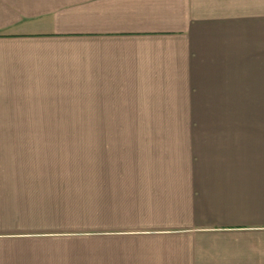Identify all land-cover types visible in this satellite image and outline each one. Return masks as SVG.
<instances>
[{"label": "crops", "instance_id": "obj_1", "mask_svg": "<svg viewBox=\"0 0 264 264\" xmlns=\"http://www.w3.org/2000/svg\"><path fill=\"white\" fill-rule=\"evenodd\" d=\"M250 93L264 0H0V264H65L54 245L87 198L145 201V264H264V144L247 148L245 120L87 117ZM38 127H145V146L95 141L130 156L87 183L85 136Z\"/></svg>", "mask_w": 264, "mask_h": 264}, {"label": "rangeland", "instance_id": "obj_2", "mask_svg": "<svg viewBox=\"0 0 264 264\" xmlns=\"http://www.w3.org/2000/svg\"><path fill=\"white\" fill-rule=\"evenodd\" d=\"M247 90L260 91L263 89L247 88ZM226 97L225 95L212 96L213 102L207 104L206 110L164 111L157 114L145 110H116L95 112L94 116L92 114L87 117L129 119L185 117L245 120L247 148L251 149V141L264 144L262 136L264 135V94L230 95L227 97L229 103L226 101ZM220 98L225 100H220ZM119 107H123V105H119ZM226 107L229 109H225ZM228 128L230 129V127ZM29 129H31L29 133L39 135H84L87 183L92 181V174L89 172L95 170L93 166L95 162L97 164L99 157L103 160H110L114 165L124 166L130 156L128 151L118 148L110 155L106 154L104 150L103 153H99L94 149V146H99L98 143L95 145V141L101 140L108 144L132 146L134 148L132 150L145 146V136L142 137L145 135V127H38ZM213 129H222V127L216 126ZM128 135L137 136L129 137ZM126 140H128L127 144L124 142ZM96 209H99L98 212H95ZM77 218L79 222L71 223L68 242L66 244L65 241L63 243L55 242L54 245L56 249L63 252V255L68 253L63 256L65 264H145V201H109L103 203L100 208L94 206L93 198H87L85 214L73 217L76 220ZM60 262L61 259H58L57 263Z\"/></svg>", "mask_w": 264, "mask_h": 264}]
</instances>
